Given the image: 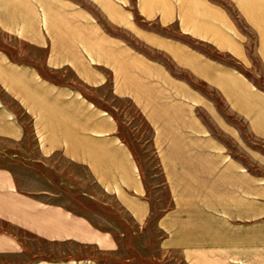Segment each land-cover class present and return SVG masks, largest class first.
Wrapping results in <instances>:
<instances>
[{"label":"crops","instance_id":"1","mask_svg":"<svg viewBox=\"0 0 264 264\" xmlns=\"http://www.w3.org/2000/svg\"><path fill=\"white\" fill-rule=\"evenodd\" d=\"M227 1L257 33L264 81V0ZM234 20L212 0H0V140L34 145L19 172L0 163V264H264L255 174L223 160L244 136L264 142V87ZM150 221L156 252L127 253Z\"/></svg>","mask_w":264,"mask_h":264},{"label":"rangeland","instance_id":"2","mask_svg":"<svg viewBox=\"0 0 264 264\" xmlns=\"http://www.w3.org/2000/svg\"><path fill=\"white\" fill-rule=\"evenodd\" d=\"M213 2H218L219 4H222V7L226 10L227 14H230L231 17H233V19H235L234 21V25L236 27V29L239 31V33L241 35L244 36V43H243V47L245 50V53L248 55V52L250 54V58L253 62V64H255V71L253 72V74H255L254 79L257 81V85L260 87H264V81L263 78L260 77V69H259V62H257V57H255V60H253L254 56L252 53V49H253V43L256 42L257 40V33H253V31L251 29L248 28V25H246V22L241 21L240 19H236L237 15H235L234 12H237L235 7L231 6V3H229L227 0H212ZM84 4V1H83ZM87 7V6H85ZM97 14V13H96ZM238 18V17H237ZM102 26L105 27V29L107 28V34H111L113 36H116L117 38L121 37L123 40H125L127 42V44L129 46L134 47L135 49H137L138 51L143 52L145 55L147 54L149 57L157 59V60H162V62L167 63V61L165 59L162 58L161 54H156L153 52L148 51L147 49H143V47H141V45L139 43L136 42V40L134 39L133 36H130L129 34H120L117 30H114L111 26H109L106 22H101ZM137 24L139 25V27L145 28L146 27V23H139L137 22ZM256 24H260V23H256ZM148 29H152V30H157L158 28H156L155 25H151L149 26ZM161 33H163L164 35H168V36H172L175 35V28L172 26L171 28L168 29H161ZM255 44V43H254ZM252 53V56H251ZM253 69V70H254ZM242 70V69H240ZM245 76H248V73L246 70H242L241 71ZM253 76V75H252ZM253 79V80H254ZM195 87L199 88V90H202V92H204L205 94H207L209 96V98L213 99L214 102H216V104L219 103V101L217 100V95L215 93V90H211L210 88L204 87L202 85H200L199 83H195L192 84ZM109 96V93H108ZM113 103L116 104H120L122 105L123 102H117V101H111ZM125 105V104H123ZM129 107V106H127ZM129 109V108H128ZM129 114L133 115L131 111H129ZM134 120L137 121L139 127L143 128L142 124L139 122V119L137 117H134ZM208 125H210V123H208ZM210 129L212 134L215 137L218 138H222L220 137L221 135L218 133L217 128H215V126L210 125ZM144 134V133H143ZM145 135V134H144ZM245 141L246 142H240L239 146L235 143H230L229 144V148L227 149L229 155L227 156L226 152L223 153L224 159L223 160H229L230 156L234 157L237 160H241V163H243V165H245V168H249L250 173L255 174L254 176L256 177V187H255V204H256V224H257V230L262 228V224L264 221V142L261 140L256 139L255 142L252 143V140L248 141L247 137L244 136ZM33 142L30 141L26 144H24V146L22 148H20L18 145H15V143H12L10 141H7V139L4 140H0V163L2 164H7V166L11 167L12 169H14V171L19 172L21 170V164L15 163L14 160H25V158H23L24 156H26L27 153L33 151ZM248 145L250 147L254 146L256 148V157H255V164L253 165L252 163V158L251 155H248V149H250L248 147ZM238 146V147H237ZM134 151L138 154V159L140 161V163L142 164V168L145 172V174L148 176V182L151 184H155L156 181H159L160 177L156 174V170L154 165H155V158H154V154L151 153L152 150L151 148L149 149L147 147V144H144L143 147H137V149H134ZM209 151V158H211V160H221L222 157V153L219 154V150L216 149H210ZM236 153V154H235ZM238 154V155H237ZM250 156V158H249ZM249 163V165H248ZM242 167V166H241ZM247 171V170H246ZM156 174V175H154ZM243 185V182L241 181V186ZM153 200H154V204L157 205H162L164 203L165 200V192L161 189L159 191H153ZM231 194V193H230ZM242 195V193L240 194ZM232 196V194H231ZM229 197V196H228ZM158 201H157V200ZM230 197H229V201H230ZM154 205V206H155ZM230 208V206H225V209ZM214 215V214H213ZM227 222V223H226ZM231 220H225V224H227L228 227L231 228ZM157 229L154 227V223L152 221L149 222L147 228L145 229V231L143 232V235L141 237L140 235H133L134 239L132 240L133 244H129L128 243V250L127 253L130 254H138L139 252H143L145 254L149 253H154L156 252L155 250V242L157 241V237L159 235V233H157ZM142 238L143 242L145 243L144 245H140V239ZM145 263V262H144ZM176 264H180V263H176Z\"/></svg>","mask_w":264,"mask_h":264}]
</instances>
